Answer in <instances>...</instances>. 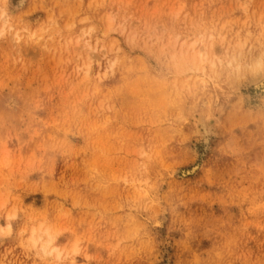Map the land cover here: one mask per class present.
Masks as SVG:
<instances>
[{"label":"rangeland","instance_id":"obj_1","mask_svg":"<svg viewBox=\"0 0 264 264\" xmlns=\"http://www.w3.org/2000/svg\"><path fill=\"white\" fill-rule=\"evenodd\" d=\"M2 12L0 264H264V93L191 63L264 47V0Z\"/></svg>","mask_w":264,"mask_h":264},{"label":"bare ground","instance_id":"obj_2","mask_svg":"<svg viewBox=\"0 0 264 264\" xmlns=\"http://www.w3.org/2000/svg\"><path fill=\"white\" fill-rule=\"evenodd\" d=\"M24 2H25V0H19V5L24 4ZM5 17H7V16H5V12L4 13L2 12L1 16H0V19L3 20V24L0 26V35H2V36L4 35L3 34L4 30H6V28H5L6 24L4 21ZM14 35H15V33H14ZM199 41L200 40H198V39H194L193 41H191L188 44V47L190 49L195 48L196 45L199 43ZM211 46H212V43L210 46H208V48L203 47L201 49H198L197 51H194L193 56H194V58L197 57L198 61H197V63L195 60H193V62H191L193 68L201 69V67L204 65V63H206V64H208L209 70L213 74H219V68L223 67L226 70L228 69L227 70L228 71V77H230L232 75L233 78H237L240 76L249 75L251 77V81H249V84L252 85L253 89H255V90L258 89V91L260 93H264V74H263V72H264V47H262V46L259 47L260 50L258 49V52H256L255 54L250 52V54H252V55H249L246 57V56H243V53L241 52V48L243 47L242 42H238V48H240V49H238L236 51V49L235 50L233 49V47L236 48V46L226 47L225 49H223V50H225V51H223L224 52L223 56L218 57L219 54L216 55L214 49L212 48L213 46L212 47ZM187 50H189V49L187 48ZM187 50L184 51V54H186L188 52ZM217 52H219V51H217ZM229 52L232 54L229 55ZM185 61L188 62L187 59H185ZM13 216H14V214H8L7 215V220H8L9 224L11 223ZM1 233H2V231H1ZM33 233L34 234H32L30 240H31L32 244L36 246L37 243L41 239V234L36 235L35 232H33ZM48 236H49V239L44 242V244L42 246V250L45 251L47 249L49 253L56 251L57 256H59L60 252L57 251L56 246H54V247L51 246V243H52L51 239L52 238L50 237L49 234H48Z\"/></svg>","mask_w":264,"mask_h":264}]
</instances>
